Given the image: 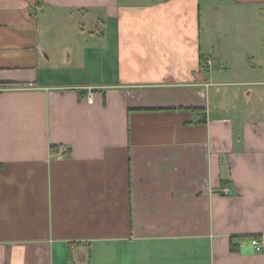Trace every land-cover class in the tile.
I'll list each match as a JSON object with an SVG mask.
<instances>
[{"label": "crops", "instance_id": "1", "mask_svg": "<svg viewBox=\"0 0 264 264\" xmlns=\"http://www.w3.org/2000/svg\"><path fill=\"white\" fill-rule=\"evenodd\" d=\"M226 8L0 0V264H264V0Z\"/></svg>", "mask_w": 264, "mask_h": 264}, {"label": "rangeland", "instance_id": "2", "mask_svg": "<svg viewBox=\"0 0 264 264\" xmlns=\"http://www.w3.org/2000/svg\"><path fill=\"white\" fill-rule=\"evenodd\" d=\"M202 2V22L204 27L202 32L206 33L207 22L226 21L228 19V10L225 9V0H201Z\"/></svg>", "mask_w": 264, "mask_h": 264}, {"label": "built area", "instance_id": "3", "mask_svg": "<svg viewBox=\"0 0 264 264\" xmlns=\"http://www.w3.org/2000/svg\"><path fill=\"white\" fill-rule=\"evenodd\" d=\"M6 88H9V87H0V90H1V89H6ZM86 100H87L88 102H92V100H93V94H92V92H89V93L86 95ZM63 149H64V151L67 150L66 147H63ZM59 156H61V155H59ZM221 192H222L223 194H229L230 191H229V189H227L226 187H223V188L221 189ZM253 247H254L255 251H257V252H262V251H264V247H263V243H262V241L255 240L254 243H253Z\"/></svg>", "mask_w": 264, "mask_h": 264}, {"label": "trees", "instance_id": "4", "mask_svg": "<svg viewBox=\"0 0 264 264\" xmlns=\"http://www.w3.org/2000/svg\"><path fill=\"white\" fill-rule=\"evenodd\" d=\"M40 5V0H36V7Z\"/></svg>", "mask_w": 264, "mask_h": 264}]
</instances>
